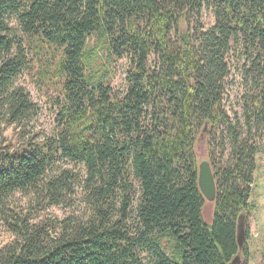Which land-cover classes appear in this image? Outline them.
Returning a JSON list of instances; mask_svg holds the SVG:
<instances>
[{"label": "trees", "instance_id": "trees-1", "mask_svg": "<svg viewBox=\"0 0 264 264\" xmlns=\"http://www.w3.org/2000/svg\"><path fill=\"white\" fill-rule=\"evenodd\" d=\"M27 42L59 55L58 130L43 139L28 131L38 107L17 86L31 65ZM233 57L248 86L244 125L224 106ZM124 58L127 84L116 95L106 71ZM205 126L220 152L229 150L211 162V224L198 189ZM259 126L264 0H0V227L14 238L0 247V264H147L145 255L148 264H230ZM9 128L19 129L18 148L5 144ZM67 164L83 166L81 187ZM77 187L89 214L40 220L73 207ZM242 254L249 264L247 246Z\"/></svg>", "mask_w": 264, "mask_h": 264}, {"label": "rangeland", "instance_id": "rangeland-1", "mask_svg": "<svg viewBox=\"0 0 264 264\" xmlns=\"http://www.w3.org/2000/svg\"><path fill=\"white\" fill-rule=\"evenodd\" d=\"M202 23L206 28L213 25V17L206 11H203L201 17ZM12 26L16 28V24L13 21ZM34 46L27 42V57L31 61L30 67L23 72L19 77L17 86L24 88L30 95L31 100L38 107V116L28 126L30 135H37L39 138L52 137L57 133V99H58V84L53 72L55 71V64L59 55L46 54L44 52L34 50ZM29 48V49H28ZM231 75L226 84V90L224 95V106L226 112L230 118L234 121L237 118L241 125L245 124V104H247V98L245 95L248 93V86L246 87L241 80L240 67L241 62H237L236 59L230 58ZM151 64L153 61L151 60ZM130 62L128 59H113L108 65L106 71V78L111 86L113 93L121 95L126 88V71H128ZM246 127L244 128L245 131ZM9 128L4 132V139L6 146L18 148L22 143L20 141L19 129ZM255 133V143L259 150V154L256 156V171L254 175V183L252 185V196L249 200V211L246 215L244 223V244L247 246V259L249 264H264V126H259V130L256 132L252 130L251 134ZM219 141L217 140L216 143ZM209 143L212 145L209 146ZM210 140L208 133L200 135L196 144V154L198 164L202 161H208L211 167V162H220L227 159L229 150L225 147L224 152H220V149ZM214 159V160H213ZM64 168L79 174V182L81 187V181L83 182L86 172L83 166H75L67 164ZM212 170V168H211ZM213 173V171H212ZM214 176V175H213ZM76 188L75 198L72 199L71 208L55 207L50 208L40 215V220H62L68 216L83 217L89 214V206L86 204V193L82 188ZM26 200H21V203ZM26 206V205H23ZM214 212L213 204H205L203 208V219L206 224H211ZM39 219V218H38ZM14 240L11 234L7 233L4 228L0 227V247L9 244ZM146 263L150 262V258L145 255ZM244 261V255L242 254L241 262Z\"/></svg>", "mask_w": 264, "mask_h": 264}, {"label": "water", "instance_id": "water-1", "mask_svg": "<svg viewBox=\"0 0 264 264\" xmlns=\"http://www.w3.org/2000/svg\"><path fill=\"white\" fill-rule=\"evenodd\" d=\"M205 133H207V126L204 127L202 135ZM198 189L205 201V204H213L215 202V179L208 161H202L198 164ZM244 223L245 217L241 216L237 225V244L239 247V253L230 264H241L240 253L244 244Z\"/></svg>", "mask_w": 264, "mask_h": 264}]
</instances>
